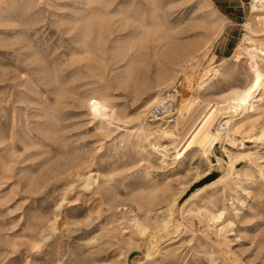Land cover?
<instances>
[{"label": "rangeland", "instance_id": "374dc122", "mask_svg": "<svg viewBox=\"0 0 264 264\" xmlns=\"http://www.w3.org/2000/svg\"><path fill=\"white\" fill-rule=\"evenodd\" d=\"M0 264H264V0H0Z\"/></svg>", "mask_w": 264, "mask_h": 264}, {"label": "bare ground", "instance_id": "6f19581e", "mask_svg": "<svg viewBox=\"0 0 264 264\" xmlns=\"http://www.w3.org/2000/svg\"><path fill=\"white\" fill-rule=\"evenodd\" d=\"M246 88H247L246 93H245L246 100H252V95L255 93V91L259 90L258 85L256 83H252L250 85H247ZM193 99L194 100L192 101V106L190 104H188L191 106L190 108L189 107L183 108V110L187 111V112H186L184 118L180 121L178 127H173V128L161 127V126L156 127V128L160 129V131L157 132L155 135L156 141H157V139H162V138L168 139L169 142L171 143V148H174L177 146H181V144L182 145L185 144L187 141V140L185 141V138H188L191 140L190 145L194 144L193 148H195V147H200V146L207 144L209 142H212V139H213V142H214V140L217 141L219 136L220 137L222 136L223 133H221V132L225 129L226 126H229V122L226 121V122L220 124V122H221L220 120L222 118H225L226 115H228L229 111L223 110L216 103H206L207 101H205L201 98H197V97H195ZM163 100H165V98L157 99L154 102L153 101L152 102H153V104L154 103L158 104V103H161ZM190 102H191V100H190ZM180 108H181V106L179 105V103L177 101V108H176L177 119L174 123L168 122L172 126H174V124L179 122L178 120H179V115H180L179 114ZM182 113H183V111H182ZM183 115H184V113H183ZM148 119L146 118V122L147 121L163 120L162 118H159V117L150 118L149 120ZM154 145H157V143L155 142ZM179 149H180V147L177 148L173 153H167V154H169L168 155L169 157H167L166 154H164L163 150H161L160 154L165 159L177 160V158L180 156ZM212 151H213V148H212ZM213 155L216 157L217 163L220 164V165L217 164L218 166L213 169V170L218 171V175L215 179H213L207 183H204V184H208V183L215 181L218 177H220V175L225 170L223 164H226L227 160L218 157L217 155L214 154V152H213ZM217 182H219V181H217ZM213 184H215V183H213ZM167 231H168V229H167Z\"/></svg>", "mask_w": 264, "mask_h": 264}, {"label": "built area", "instance_id": "2783aa9c", "mask_svg": "<svg viewBox=\"0 0 264 264\" xmlns=\"http://www.w3.org/2000/svg\"><path fill=\"white\" fill-rule=\"evenodd\" d=\"M253 10H256V5L253 6ZM170 94L163 100L161 103L154 105L151 108V111L148 113V118L159 117L167 122L174 123L177 119L176 117V108H177V99L176 97Z\"/></svg>", "mask_w": 264, "mask_h": 264}, {"label": "water", "instance_id": "95a60500", "mask_svg": "<svg viewBox=\"0 0 264 264\" xmlns=\"http://www.w3.org/2000/svg\"><path fill=\"white\" fill-rule=\"evenodd\" d=\"M218 175V171L217 170H212L210 171V173H208L207 175H205L204 177H202L201 179H199L198 181L194 182L190 189V191H193L194 189H196L197 187H200L201 185H203L204 183H207L213 179H215Z\"/></svg>", "mask_w": 264, "mask_h": 264}]
</instances>
